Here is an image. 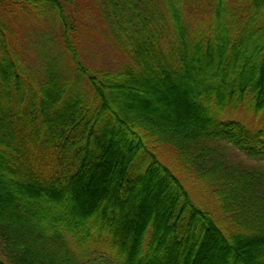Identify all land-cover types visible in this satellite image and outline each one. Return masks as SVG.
<instances>
[{
  "label": "trees",
  "instance_id": "16d2710c",
  "mask_svg": "<svg viewBox=\"0 0 264 264\" xmlns=\"http://www.w3.org/2000/svg\"><path fill=\"white\" fill-rule=\"evenodd\" d=\"M77 2L0 0V264H198L206 246L243 241L264 264V0ZM89 9L119 55L107 66L83 56ZM43 18L60 52L38 49L34 69L23 21ZM162 143L215 209L160 160ZM231 147L255 164L226 165ZM154 179L159 213L140 196Z\"/></svg>",
  "mask_w": 264,
  "mask_h": 264
},
{
  "label": "rangeland",
  "instance_id": "374dc122",
  "mask_svg": "<svg viewBox=\"0 0 264 264\" xmlns=\"http://www.w3.org/2000/svg\"><path fill=\"white\" fill-rule=\"evenodd\" d=\"M76 6L79 10L88 7V0H78ZM87 13V19L84 27L81 31V44H82V52L85 60L87 62L101 64L107 66L108 63H111L114 58H118L119 55L115 51V47L110 39L101 35L100 30V22L96 21V12L95 10H84ZM96 17V18H95ZM25 24L24 28L25 37L22 36L23 42V51L25 58L28 60L29 64L33 66L34 69L37 68V59L40 58L43 50L57 54L60 52V47L57 43H55L56 35L59 33L56 25L50 19L43 18L41 21H32V20H24ZM38 49H43L38 51ZM64 55V54H63ZM61 56L63 58L64 63H66V56ZM147 98H151V96H146ZM164 98L158 100L157 105L166 109V111H172L173 109L176 112L183 113L182 107H180L179 103L183 101L181 96L177 94H163ZM165 99L169 102L164 103ZM173 100V101H172ZM177 102V103H176ZM264 120L263 115H259L256 119L257 123H262ZM249 123H255L253 120L248 121ZM156 152L158 153V157L165 164H167L172 170L173 173L178 177V179L182 182L183 186L190 193L194 201L198 203H202L207 205V207H211L215 209L217 207L218 201L213 199L214 194H212V187L207 185L205 180H201L198 178L193 171L177 158L174 149L171 146L164 145L163 143L157 146ZM221 157L218 156V161ZM224 163L226 165L232 166L236 165V163L247 164H255V162L246 158L239 150L231 147L223 154ZM223 162V161H222ZM154 186L152 187V183L145 182L142 189L140 190V196L145 200L144 210L151 211L155 208V210L159 213L163 210V206L161 204L155 202V186H157V180H151ZM103 183L97 181L93 186V195L87 196L81 195L78 198L79 207L82 209L87 208L93 199L99 195L101 191H103ZM157 188V187H156ZM216 201V203H215ZM218 210V209H217ZM146 211V212H148ZM244 242V241H243ZM239 243L235 248L229 249L227 252H224L223 246L219 244H211L205 247L203 251L202 257L198 264H228L229 258H234L237 260L238 264H254V261L257 260V254L259 252V244L256 243ZM258 251V252H257ZM237 258V259H236ZM227 262V263H226Z\"/></svg>",
  "mask_w": 264,
  "mask_h": 264
}]
</instances>
